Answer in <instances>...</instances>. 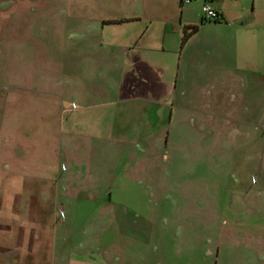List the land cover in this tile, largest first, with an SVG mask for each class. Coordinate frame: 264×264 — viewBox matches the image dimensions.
Listing matches in <instances>:
<instances>
[{
  "label": "rangeland",
  "instance_id": "rangeland-1",
  "mask_svg": "<svg viewBox=\"0 0 264 264\" xmlns=\"http://www.w3.org/2000/svg\"><path fill=\"white\" fill-rule=\"evenodd\" d=\"M157 8L174 3L0 0V264H264L254 73L113 101L119 43L149 22L106 23Z\"/></svg>",
  "mask_w": 264,
  "mask_h": 264
},
{
  "label": "crops",
  "instance_id": "crops-1",
  "mask_svg": "<svg viewBox=\"0 0 264 264\" xmlns=\"http://www.w3.org/2000/svg\"><path fill=\"white\" fill-rule=\"evenodd\" d=\"M170 1L174 3L172 11H158L157 8L143 15L146 18L129 13L116 19L119 24L143 19L149 22L145 27L141 25L138 33H128L127 44L119 43L120 48L116 50L112 62L114 81H111L116 104H132L148 98L153 101L154 93L176 94L180 101L186 97L187 90L199 87L201 80L215 85L218 82L241 84L245 77L251 79L252 72L254 85L257 80L264 92V0H250L248 10L241 0H199L202 3L198 7L192 6L193 1L198 0H190L188 4H184L187 0ZM204 4L217 11L221 18L218 23L203 21ZM132 26L138 29V24ZM195 27L197 31L184 42V36ZM152 28L153 33L149 34ZM99 44L103 47L104 42ZM96 54L98 51L94 52ZM93 56L87 61L92 68L95 66ZM211 66L212 72L208 70ZM93 69L99 72L102 68L99 64ZM112 69L105 70L106 74H111ZM221 89L224 90L222 86ZM177 111L181 113L178 108ZM217 125L225 127L221 123ZM259 127L264 128V125Z\"/></svg>",
  "mask_w": 264,
  "mask_h": 264
},
{
  "label": "built area",
  "instance_id": "built-area-1",
  "mask_svg": "<svg viewBox=\"0 0 264 264\" xmlns=\"http://www.w3.org/2000/svg\"><path fill=\"white\" fill-rule=\"evenodd\" d=\"M188 3H190V0H187L184 2V4H188ZM201 13L203 16V20H206V21L209 20L212 22V21H216V20L220 19L217 11L210 8V6L208 4H204L202 6V12Z\"/></svg>",
  "mask_w": 264,
  "mask_h": 264
},
{
  "label": "trees",
  "instance_id": "trees-1",
  "mask_svg": "<svg viewBox=\"0 0 264 264\" xmlns=\"http://www.w3.org/2000/svg\"><path fill=\"white\" fill-rule=\"evenodd\" d=\"M218 16H219V14H218ZM219 18H220V16H219ZM220 19H218L216 21H212V22L218 23L220 21ZM203 21H206V20H203ZM207 21H209V20H207ZM209 22H211V21H209ZM114 23L117 24L119 22H117V20H114V21H108V23H106V24H114ZM196 31H197V28L196 27L195 28H192V31L190 32V34L184 36V42H186L187 39L189 38V36L192 35V33L194 34ZM184 42H182V43H184Z\"/></svg>",
  "mask_w": 264,
  "mask_h": 264
}]
</instances>
